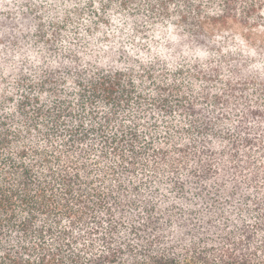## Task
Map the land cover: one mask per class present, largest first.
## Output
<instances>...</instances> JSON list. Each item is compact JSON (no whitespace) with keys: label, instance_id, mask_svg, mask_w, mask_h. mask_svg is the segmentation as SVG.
Instances as JSON below:
<instances>
[{"label":"trees","instance_id":"16d2710c","mask_svg":"<svg viewBox=\"0 0 264 264\" xmlns=\"http://www.w3.org/2000/svg\"><path fill=\"white\" fill-rule=\"evenodd\" d=\"M235 27L264 0H0V264H264Z\"/></svg>","mask_w":264,"mask_h":264},{"label":"rangeland","instance_id":"374dc122","mask_svg":"<svg viewBox=\"0 0 264 264\" xmlns=\"http://www.w3.org/2000/svg\"><path fill=\"white\" fill-rule=\"evenodd\" d=\"M232 46L242 50L246 55L256 56L261 55L264 57V30L253 29L244 30L241 28H230L222 35ZM260 47L259 50L256 48Z\"/></svg>","mask_w":264,"mask_h":264}]
</instances>
